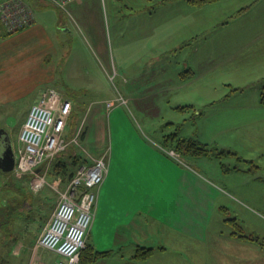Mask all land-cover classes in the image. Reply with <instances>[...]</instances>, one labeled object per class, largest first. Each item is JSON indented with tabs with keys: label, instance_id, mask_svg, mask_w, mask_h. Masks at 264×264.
I'll return each mask as SVG.
<instances>
[{
	"label": "rangeland",
	"instance_id": "374dc122",
	"mask_svg": "<svg viewBox=\"0 0 264 264\" xmlns=\"http://www.w3.org/2000/svg\"><path fill=\"white\" fill-rule=\"evenodd\" d=\"M117 1L122 0H91L79 7V14L69 8L61 18L63 10L51 0H34L36 22L33 33L28 35H21L24 28L8 32L0 22V127L7 129L16 148L22 124L38 94V87L29 93V85L46 71L55 72L61 88L65 89L66 83L83 88L89 99L99 93L113 97L121 89L131 107L122 108L137 133L149 145L152 140L161 145L164 141L170 143L179 151L175 150L179 154L176 158L188 166L173 159L181 168L193 169L221 193L206 240L186 242L148 233L151 238L146 242L157 249L148 264H241L245 262L241 260L246 247L264 250V43L256 39L251 42L253 36L264 35V3L254 11L258 0H218L201 6L187 0H139L145 10L148 5L160 8V13L172 8L174 20L184 18L188 23L184 28L173 25L170 39L156 49H125L123 62L119 63L114 49L116 32L108 23L111 5L119 4ZM167 2L168 6L163 7ZM123 4L122 1V13H126L129 10ZM229 9H233L232 18ZM242 11L245 12L232 21ZM99 13L104 15L110 59L84 26L86 15L98 18ZM147 17L125 16V24L121 23L127 31L125 35L142 30L145 21L149 24ZM226 19L232 22L221 27ZM37 69L42 71L38 75ZM69 127L70 122L67 130L79 136L78 144L43 165L48 181L43 188H33L31 173L16 176L11 171L4 175L0 170V223L10 219L0 225V264H56V252L37 243L56 210V186L61 190L68 182L66 176L53 171L54 163L59 159L70 163L79 156V164L69 167L76 171L80 164L90 163L112 147L109 129L104 135L98 128L92 129L84 140V126ZM191 142L207 151L190 150ZM220 149L226 151L223 156L215 151ZM117 168L113 170L115 187L111 197H104L102 202V221L118 213ZM100 225L97 220L87 241L96 250H107L114 239L110 241L107 233H100ZM235 225L246 238L232 235ZM147 237L139 233L135 240L144 242ZM109 242L111 245H107ZM133 246L125 249L126 254L133 253ZM160 247L167 248V252H159ZM114 254H118V248ZM95 261L123 263L118 255Z\"/></svg>",
	"mask_w": 264,
	"mask_h": 264
},
{
	"label": "crops",
	"instance_id": "0c3cea01",
	"mask_svg": "<svg viewBox=\"0 0 264 264\" xmlns=\"http://www.w3.org/2000/svg\"><path fill=\"white\" fill-rule=\"evenodd\" d=\"M88 1L91 0H77L70 3L67 9L70 8V10L79 14V7L86 3L88 4ZM122 1L124 2V8L129 10L126 13H122L123 9H121L120 5ZM122 1H117L119 4L111 5L113 11H110L108 17V23L111 26L114 25L117 36V45H115L114 49L115 53L117 52L119 56V63L123 62L122 59L124 58L125 49H136L139 47L142 49H156L170 39V32L172 31L173 25H180L184 28L188 23L184 18H182L181 21L174 20V15L173 13L171 14L172 8L168 11L166 9L165 12L160 13V8H155V5H148L145 10L141 6V3H139V0ZM132 2L133 5L131 4ZM262 3H264V0H258L254 11H256L258 6ZM168 4L169 2L163 3L162 6L166 7ZM229 10V15L232 18L233 9ZM248 10L250 11V8H248ZM63 12L64 10L62 11L61 18L63 17ZM244 12L242 11L236 14L232 21ZM141 14L149 16L147 17L149 24L145 21L142 30L131 33L128 32L129 35L126 36L125 32L127 31L123 29L124 27L121 25V23H124V17L127 15L138 16ZM261 14L264 23V6L261 9ZM70 17H73L77 24H79L74 14H71ZM61 18L60 21L64 23V21H62L64 18ZM230 19H226L220 26L222 27L225 24L231 23L232 21L229 23L227 22ZM35 22L36 14L34 23L22 29L23 32L21 35L33 33L32 30L34 29L32 28H34ZM84 26L96 41L97 47H99V49L107 55V58L110 59L109 52H111V48L106 40L104 15L99 13L98 18L93 16V14L86 15ZM65 30H68V26ZM256 32L261 31L259 30ZM263 32L264 29L262 30V33ZM256 37L257 38L253 36L251 42L260 40L264 43L263 34L261 38H258V35H256ZM124 39H127L128 42H124ZM177 48H183V46ZM173 51L177 52V50ZM173 51L170 53H173ZM145 53L146 52L143 51V54ZM36 72L38 75L42 71L40 72V70L37 69ZM58 78L59 77L55 75L54 71H46L40 80L32 81L29 85L28 92L30 93L38 87V94H36L32 104L39 99L41 93L46 88L53 87L59 90L64 97L71 99L73 110L69 120L70 127L73 128V124L75 126L77 124L84 126V140L88 138L92 129L98 128L99 132L103 135L106 133L107 129H109L108 132L111 136L112 147H110V149L106 148L105 151L99 153L107 154L106 159L109 169L98 191L97 208L89 234L92 231L94 233V226L97 220H99L101 223L99 227L100 233H107V237L110 241L114 239L112 245L111 242L107 243V245H111L108 249L112 250L107 257L112 258L118 255L119 259L123 262L113 264H148L151 258L156 256L157 253L154 244H148V242H146L151 238L150 235H148V233L151 234V232L155 234L161 233L162 235L160 236L162 238L166 236L182 239L186 242L189 239L198 241L203 239L206 240L210 233V226L214 220L217 202L218 200L221 201V199H219L221 193H219L217 186L207 179L202 178L199 174H196L193 169L181 168L174 160L180 163H183V160L170 155L157 141L152 140V145H149L145 138L143 139L141 135L137 133L135 125L128 119L125 109L122 108L125 106L130 109L131 107L129 106V98L121 89H119L113 97L101 96V93H99L89 99L85 96V90L83 88L80 90L76 89L70 83L64 84L66 87L65 89L61 88ZM118 94L123 95L127 99V104L116 103L112 108H108L106 104L107 101L114 99ZM259 95L260 93H258V96ZM261 104L264 105V103ZM69 133H71L70 129ZM116 166L120 174L118 179L120 185L118 213L115 217L111 218L109 216L108 219L102 221L99 216L102 209V202L104 203V197H111V191L115 187V184L112 183V177L113 170ZM93 233L90 235H93ZM139 233L148 236L144 242L135 240L138 238ZM89 234L88 236H90ZM130 245H134L132 247L134 251L133 253L126 254L125 249ZM139 245L153 247L147 259L140 260L134 257ZM116 248H118V254H114ZM160 248L159 252H164L167 249L165 247ZM10 252L9 254H11ZM245 254V257L241 260L245 262L241 264H264L263 249L257 250L255 248L253 249V247H246ZM97 262L94 261L88 264H98ZM233 264L238 263L235 261Z\"/></svg>",
	"mask_w": 264,
	"mask_h": 264
},
{
	"label": "built area",
	"instance_id": "2783aa9c",
	"mask_svg": "<svg viewBox=\"0 0 264 264\" xmlns=\"http://www.w3.org/2000/svg\"><path fill=\"white\" fill-rule=\"evenodd\" d=\"M33 1L0 0V22L8 32L34 23ZM75 1L51 0L62 10ZM127 102L123 95L118 94L106 104L112 108L116 103ZM72 110L71 99L53 87L46 88L30 106L19 132L13 173L16 176L33 174V188L41 189L48 182L45 163L65 153L71 145L78 144L79 136L70 135L67 130ZM166 150L174 157L179 156L173 149ZM106 155L100 154L90 163L80 165L63 189L56 186L59 192L56 210L37 241L39 246L59 255L56 264H78L81 261V252L87 246L95 217L98 191L109 169Z\"/></svg>",
	"mask_w": 264,
	"mask_h": 264
},
{
	"label": "trees",
	"instance_id": "16d2710c",
	"mask_svg": "<svg viewBox=\"0 0 264 264\" xmlns=\"http://www.w3.org/2000/svg\"><path fill=\"white\" fill-rule=\"evenodd\" d=\"M188 2H190L192 5H196V6H201V5H205L207 3H212V2H216L218 0H187ZM6 31V30H5ZM174 142V141H173ZM206 144V143H204ZM207 145V144H206ZM165 149H174L176 150L177 152H179L176 148L172 147L170 145V143L164 141L163 142V145H162ZM189 149H193L195 152H206L207 149H202V147H198L197 145H193L192 142L190 143V145H188ZM208 148V146L206 147ZM215 148V147H214ZM213 151V150H212ZM217 151L218 155L219 156H223L226 151H222L221 149L220 150H215ZM60 157V156H59ZM79 157V156H78ZM77 156H74L72 159H71V162L69 163L67 161V159L63 160V159H59L57 160L56 163H54V167H53V171L57 170L56 173L57 174H63L64 176L67 177L68 179V182L71 180V178L74 176L75 172L76 171H72L69 169L72 168L73 165H77L79 164V159H78ZM72 165V166H70ZM82 165V164H80ZM79 165V166H80ZM1 170V169H0ZM1 172L6 175L8 174L7 172H3L1 170ZM67 182V183H68ZM9 215L10 213H8V218H9ZM7 218V219H8ZM14 221L15 218L13 217L12 218ZM10 221L7 220L6 222L4 223H0V225H5L6 223H8ZM11 221V222H12ZM234 222V221H233ZM236 226V225H235ZM3 228L1 227L0 228V231H3L2 230ZM234 237L236 238H246L247 236L244 234V233H241L240 229L238 228V226H236V228L233 230V234H232ZM110 252H112L111 249H107V250H96L88 241H87V246L82 250L81 252V261L80 262H83V263H88V262H93L95 260H97L99 257H102V256H107L108 254H110ZM150 252H152V248H139L137 249V252L136 254L134 255L135 258L137 259H147L149 257V255L151 254Z\"/></svg>",
	"mask_w": 264,
	"mask_h": 264
},
{
	"label": "water",
	"instance_id": "95a60500",
	"mask_svg": "<svg viewBox=\"0 0 264 264\" xmlns=\"http://www.w3.org/2000/svg\"><path fill=\"white\" fill-rule=\"evenodd\" d=\"M0 138L5 141L4 148L0 153V169L3 172H11L16 163L15 148L11 141L10 134L4 127L0 128Z\"/></svg>",
	"mask_w": 264,
	"mask_h": 264
},
{
	"label": "flooded vegetation",
	"instance_id": "af4514ba",
	"mask_svg": "<svg viewBox=\"0 0 264 264\" xmlns=\"http://www.w3.org/2000/svg\"><path fill=\"white\" fill-rule=\"evenodd\" d=\"M1 128V127H0ZM3 143H5V141H3V139L2 138H0V153L2 152V150H3V148H4V144Z\"/></svg>",
	"mask_w": 264,
	"mask_h": 264
}]
</instances>
